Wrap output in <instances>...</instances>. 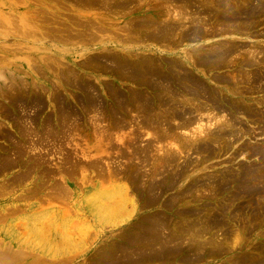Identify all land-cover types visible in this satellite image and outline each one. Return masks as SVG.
<instances>
[{"label": "rangeland", "instance_id": "1", "mask_svg": "<svg viewBox=\"0 0 264 264\" xmlns=\"http://www.w3.org/2000/svg\"><path fill=\"white\" fill-rule=\"evenodd\" d=\"M0 264H264V0H0Z\"/></svg>", "mask_w": 264, "mask_h": 264}, {"label": "bare ground", "instance_id": "2", "mask_svg": "<svg viewBox=\"0 0 264 264\" xmlns=\"http://www.w3.org/2000/svg\"><path fill=\"white\" fill-rule=\"evenodd\" d=\"M102 2V1H101ZM106 2V1H105ZM170 3V2H169ZM206 3V2H205ZM169 5V4H168ZM163 7V6H162ZM169 7V6H168ZM164 8V7H163ZM166 8V7H165ZM168 9V8H167ZM181 9V8H180ZM179 10V9H178ZM177 10V11H178ZM183 10V9H182ZM193 10V9H192ZM188 12V11H187ZM167 14V13H166ZM195 15H197V14H195ZM171 16V15H170ZM173 17V16H172ZM165 18V17H164ZM182 19V18H181ZM150 20V19H149ZM172 20V19H171ZM183 20H185V19H183ZM189 20V19H188ZM186 22V21H185ZM167 23H168V21H167ZM184 23V22H183ZM156 24V23H155ZM180 24V23H179ZM209 25V24H208ZM141 26V25H140ZM204 26V25H203ZM215 26V25H214ZM183 27V26H182ZM220 28V27H219ZM237 31V30H236ZM234 33V32H233ZM231 34V33H230ZM236 34H238V33H236ZM70 36V35H69ZM176 37V36H175ZM173 38V37H172ZM164 43V42H163ZM166 44H168V43H166ZM174 45V44H173ZM167 46V45H166ZM219 46V45H218ZM221 46V45H220ZM171 47V46H170ZM184 49V48H183ZM216 50V49H215ZM208 53V52H207ZM234 53V52H233ZM187 54V53H186ZM240 57V56H239ZM247 61V60H246ZM237 64V63H236ZM113 65V64H112ZM245 69V68H244ZM185 71V70H184ZM196 72V71H195ZM205 72V71H204ZM184 73V72H183ZM199 75V74H198ZM236 77V76H235ZM205 80V79H204ZM223 80V79H222ZM242 80V79H241ZM181 83V82H180ZM182 86V85H181ZM158 87V86H157ZM209 90V89H208ZM166 91V90H165ZM235 93V92H234ZM233 93V94H234ZM195 96V95H194ZM174 97H177V96H174ZM237 99V98H236ZM188 100V99H187ZM180 101V100H179ZM194 101V100H193ZM204 101V100H203ZM197 102V101H196ZM260 102V101H259ZM183 103V102H182ZM191 103V102H190ZM196 103H194V105H195ZM205 104V103H204ZM188 106V105H187ZM190 107V106H189ZM198 107H199V105H198ZM158 108V107H157ZM207 108V107H206ZM196 109V108H195ZM160 111V110H159ZM162 112V111H161ZM210 112V111H209ZM213 112V110L211 111V113ZM154 113H156V112H154ZM211 113H209V114H211ZM208 114V115H209ZM158 115V114H157ZM160 115V114H159ZM193 115V114H192ZM204 115V114H203ZM213 116V115H212ZM172 117V116H171ZM186 117H188V115L186 116ZM200 117V116H199ZM198 117V118H199ZM196 118V117H195ZM161 119V118H160ZM175 119V118H174ZM172 121V120H171ZM199 121V120H198ZM219 121V120H218ZM126 122V121H125ZM128 122V121H127ZM176 122V121H175ZM196 122V121H195ZM160 123V122H159ZM227 123V122H226ZM124 124V123H123ZM176 124V123H175ZM155 125V124H154ZM178 125V124H177ZM210 125V124H209ZM166 127V126H165ZM185 128V127H184ZM189 128V127H188ZM195 128V127H194ZM162 129V128H161ZM167 129V128H166ZM183 129V128H182ZM205 129V128H204ZM221 129V128H220ZM178 130V129H177ZM184 130H186V129H184ZM155 131H156V129H155ZM196 131V130H195ZM180 132V131H179ZM202 132V131H201ZM204 133V132H203ZM167 134H168V132H167ZM200 134V133H199ZM210 134H211V132H210ZM206 135V134H205ZM204 135V136H205ZM247 135V134H246ZM192 136V135H191ZM202 136V135H201ZM169 137V136H168ZM208 137V136H207ZM138 138V137H137ZM213 138V137H212ZM156 139V138H155ZM175 139V138H174ZM224 139V138H223ZM226 140V139H225ZM177 141V140H176ZM122 142V141H121ZM188 144V143H187ZM154 146V145H153ZM179 146V145H178ZM182 146V145H181ZM180 147V146H179ZM145 150V149H144ZM144 152V151H143ZM181 152V151H180ZM182 153V152H181ZM243 154V153H242ZM256 157H258V155L256 156ZM159 163V162H158ZM156 164V163H155ZM161 164V163H160ZM160 164H159V166H160ZM110 165V164H109ZM164 166V165H163ZM140 167V166H139ZM155 167V166H154ZM156 169V168H155ZM158 173V172H157ZM104 174V173H103ZM166 174V173H165ZM158 176V175H157ZM159 177V176H158ZM260 182V181H259ZM198 185V184H197ZM259 185V184H258ZM196 189H197V187H196ZM121 191V190H120ZM123 191V190H122ZM196 191V190H195ZM119 193V192H118ZM117 193V194H118ZM217 193V192H216ZM120 194V193H119ZM118 194V195H119ZM123 194V193H122ZM125 194H126V192H125ZM196 195V194H195ZM123 196V195H122ZM120 198H121V195L119 196ZM119 198V199H120ZM123 198V197H122ZM118 201V200H117ZM122 200H120V202H121ZM124 203V202H123ZM121 204V203H120ZM202 225V224H201ZM222 225V224H221ZM173 226V225H172ZM164 228V227H163ZM195 228H198V227H195ZM166 230V229H165ZM174 230V229H173ZM188 231V230H187ZM195 232V231H194ZM201 232V231H200ZM182 233V232H181ZM192 233V232H191ZM173 234H174V232H173ZM172 234V235H173ZM187 235V234H186ZM189 235V234H188ZM187 235V236H188ZM195 236V235H194ZM199 236V235H198ZM172 237V236H171ZM197 237V236H196ZM187 238V237H186ZM193 238V237H192ZM199 238H200V236H199ZM201 240V239H200ZM226 240V239H225ZM192 241V240H191ZM202 241V240H201ZM185 242V241H184ZM204 243V242H203ZM174 244V243H173ZM165 245V244H164ZM169 245V244H168ZM183 246V245H182ZM192 246V245H191ZM156 247H158V246H156ZM159 248V247H158ZM196 253H198V252H196ZM192 254V253H191ZM197 259V258H196Z\"/></svg>", "mask_w": 264, "mask_h": 264}]
</instances>
